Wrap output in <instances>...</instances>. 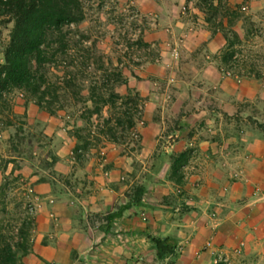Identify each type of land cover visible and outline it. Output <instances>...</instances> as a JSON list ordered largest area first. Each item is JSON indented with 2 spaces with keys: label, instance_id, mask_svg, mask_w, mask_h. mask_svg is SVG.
<instances>
[{
  "label": "rangeland",
  "instance_id": "374dc122",
  "mask_svg": "<svg viewBox=\"0 0 264 264\" xmlns=\"http://www.w3.org/2000/svg\"><path fill=\"white\" fill-rule=\"evenodd\" d=\"M186 1L85 0L79 28L105 53L128 52L122 55L133 70L125 71L128 88L144 101L135 126L139 147L92 146L77 161L73 122L67 126L62 113L52 116L33 102L24 107L16 94L24 141L14 151L15 128H0V186L11 183L12 218H23V207L13 210L19 202L31 213L32 251L23 264H264V82L228 74L219 52L195 44V11L203 12L199 0ZM239 4L245 6L235 26L245 39L239 58L264 75V0L232 1ZM12 27L0 18V64ZM157 154L172 160L149 183L145 206H131L109 231L106 211L83 210L76 190L87 163L104 177L120 170L115 210L129 202ZM157 236L176 238L178 255L159 261L150 240Z\"/></svg>",
  "mask_w": 264,
  "mask_h": 264
},
{
  "label": "trees",
  "instance_id": "16d2710c",
  "mask_svg": "<svg viewBox=\"0 0 264 264\" xmlns=\"http://www.w3.org/2000/svg\"><path fill=\"white\" fill-rule=\"evenodd\" d=\"M199 7L212 35L220 33L224 38L218 56L224 70L239 78L254 76L264 82L254 63L247 65L239 58L237 49L245 39L235 26L244 19L245 6H231L228 0H199ZM0 18L13 24L0 64V128H15L10 136L14 151L24 141L19 135L25 125L23 117L13 110L16 94L24 107L33 102L52 116L62 113L67 126L73 122V136L81 143L73 152L77 161L92 146L100 151L108 144L133 143L139 147L141 137L135 126L144 101L128 88L125 71L133 70L122 63V55L128 52L119 56H113L115 51L105 53L97 39L79 28L86 19L85 0H0ZM138 43L148 45L140 37ZM122 87L127 89L124 94L119 92ZM171 160L169 154L155 155L129 202L109 214L107 223L133 205L145 206L143 197L149 183ZM12 162L10 158L7 163ZM9 184L0 186V264H23L20 259L32 251L33 220L21 202L13 210L23 207V218H12ZM150 240L159 261L178 255L176 238L157 236Z\"/></svg>",
  "mask_w": 264,
  "mask_h": 264
},
{
  "label": "crops",
  "instance_id": "0c3cea01",
  "mask_svg": "<svg viewBox=\"0 0 264 264\" xmlns=\"http://www.w3.org/2000/svg\"><path fill=\"white\" fill-rule=\"evenodd\" d=\"M232 1L233 0H228V4L231 6H232ZM167 2L168 0H164V2L162 3L166 4ZM173 2L175 3L176 6H180V5L182 6L183 3L187 1L186 0H173ZM195 13L198 15L197 20L199 21V23L197 24V27H195V31L193 34V37L195 39V44L197 46H200L205 43L206 48L210 51V53H217V52L220 53L222 47H224L225 45L222 34L218 33L216 35H212L211 31L207 27V24L204 25V20H203L204 14L201 13L199 10H196ZM163 17L165 19L164 14H163ZM207 72L204 71V74H203L204 77L212 81H218V78H219L218 75L214 73V74H211V76H209V73ZM204 144H207L206 146L207 148H212L214 150L216 148H220V145L218 144L205 142L202 145ZM222 148L225 149L226 144ZM222 157L226 159V156H222ZM214 158L218 159L219 156L216 155ZM116 168L117 166H115L114 168H111V170L105 174V175H108L106 177H104L99 172V170L96 168V166L90 162L87 163L85 167L82 168V171L85 175L82 180L83 182L79 183V186L81 185L80 186L81 188L80 189L77 188L76 191L78 192L77 198L85 212L89 214L90 213L94 214V213H100V212L106 211L107 216H108L109 214L115 213L120 209V207L115 210L112 209L114 205V201H117L118 199L117 198L118 190L116 188V185H117L116 181H118L120 170ZM61 212L64 213V215L69 214V212H66V211H61ZM123 215L124 214H122V216ZM121 217L114 219L113 222L115 220H119ZM71 221L72 220L69 218V222ZM112 223L111 224L107 223L106 225L107 231L110 230ZM100 235H103V234L99 232L97 234V237H99Z\"/></svg>",
  "mask_w": 264,
  "mask_h": 264
}]
</instances>
